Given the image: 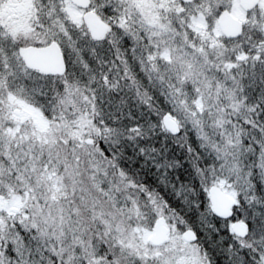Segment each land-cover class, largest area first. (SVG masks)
<instances>
[{"label": "snow or ice", "instance_id": "obj_1", "mask_svg": "<svg viewBox=\"0 0 264 264\" xmlns=\"http://www.w3.org/2000/svg\"><path fill=\"white\" fill-rule=\"evenodd\" d=\"M0 264H264V0H0Z\"/></svg>", "mask_w": 264, "mask_h": 264}]
</instances>
